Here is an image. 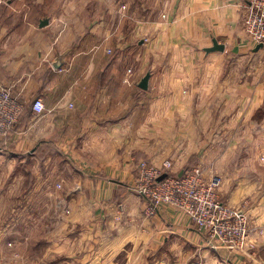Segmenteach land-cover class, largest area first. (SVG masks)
<instances>
[{
  "label": "crops",
  "instance_id": "obj_1",
  "mask_svg": "<svg viewBox=\"0 0 264 264\" xmlns=\"http://www.w3.org/2000/svg\"><path fill=\"white\" fill-rule=\"evenodd\" d=\"M115 1L91 7L78 0L0 1V88L23 105L14 127L0 136V154L19 165L39 154L45 163L63 158L61 200L80 207L65 218L71 229H60L59 253L80 254L85 244L96 253L116 251L139 228L147 236L144 202L130 191L135 163L169 159L175 174L200 165L218 178L222 200L241 207L256 227L242 251L206 246L205 252L232 264H260L264 42L255 50L245 31L246 0ZM213 39L222 51L206 50ZM146 72L142 90L137 83ZM36 98L45 107L41 114L32 111ZM26 172L28 206L17 211L18 220L26 213L30 219L34 203L35 178ZM158 213L153 231L182 238L188 249L205 243L182 212L163 206Z\"/></svg>",
  "mask_w": 264,
  "mask_h": 264
},
{
  "label": "rangeland",
  "instance_id": "obj_2",
  "mask_svg": "<svg viewBox=\"0 0 264 264\" xmlns=\"http://www.w3.org/2000/svg\"><path fill=\"white\" fill-rule=\"evenodd\" d=\"M78 1H82L90 7L96 6L98 3L102 5L112 4V0ZM123 2V0L115 1L116 4ZM152 2L154 3V0ZM124 7L122 5V8ZM12 158L10 155L3 156L0 154V264H79L81 262L79 258H83L84 264H232L213 250L205 252L206 243L200 239L196 240L194 245L188 249V245L184 243L182 238L176 240L172 239L168 232L158 233L159 229H156V232L153 231L152 223L153 220L158 219L159 213L146 215L144 203L140 221L143 224L147 222V236H143L146 228H139L142 237L136 236L139 231L136 235H134L135 232L130 233L128 242L118 245L116 251H99L96 253L91 249L89 250L88 244H85V250L80 254L71 251L59 253L55 246L60 243V229H66V227L71 229L69 225L63 226L66 223V217L70 216L71 209L80 207V205H70V203L61 200V194L64 193V188L60 183L61 169L64 167V163L61 162L63 158L59 155H52L51 159L45 163V157L39 154L34 163L22 165H19V162L12 164L10 162ZM9 165L11 167H8ZM195 166L182 169L177 174ZM29 168L30 171L32 170V177L35 178V185L32 188L34 200L31 201L34 203L29 205L30 219L26 213L23 220H18V214L21 213L17 211L28 206L27 201H23V197H27L26 185L32 179L29 178L28 180L26 171ZM137 173L135 170L130 186V191L136 196L139 195L134 188V183L138 178ZM19 174L23 176L22 181L16 180V176ZM118 206L119 204L113 206L112 210L115 213L116 209L119 210ZM247 222L250 240V234L255 232L256 227L252 223L249 225L248 219ZM140 225L139 223L138 227ZM108 232L115 234V229L109 228ZM15 233L17 234L15 235ZM260 239L262 238L259 237L258 240L262 241ZM172 241L174 245H179L178 252H175V248L171 246ZM199 247L201 248L198 250ZM222 248L225 249L226 247L222 246ZM243 249H228L227 251L235 253V251H242ZM224 255L226 256L227 253ZM228 259L234 261L231 255Z\"/></svg>",
  "mask_w": 264,
  "mask_h": 264
},
{
  "label": "built area",
  "instance_id": "obj_3",
  "mask_svg": "<svg viewBox=\"0 0 264 264\" xmlns=\"http://www.w3.org/2000/svg\"><path fill=\"white\" fill-rule=\"evenodd\" d=\"M246 2L245 31L250 41L257 45L264 42V0ZM22 109L23 105L12 96L10 89L1 87L0 136L14 127ZM32 111L36 114L45 111L41 98L34 99ZM135 170L138 178L134 188L144 202L146 215H154L161 207L168 206L185 215L203 235L207 247L241 250L246 246L249 228L245 212L241 207L231 206L222 200L218 178L205 174L201 166L175 174L169 159L159 165L140 159Z\"/></svg>",
  "mask_w": 264,
  "mask_h": 264
},
{
  "label": "water",
  "instance_id": "obj_4",
  "mask_svg": "<svg viewBox=\"0 0 264 264\" xmlns=\"http://www.w3.org/2000/svg\"><path fill=\"white\" fill-rule=\"evenodd\" d=\"M45 24H47V20L46 19L40 21V26H43ZM262 44L263 43H258L256 45V47H255V50H257L260 47H262ZM223 49H224V45L218 43L216 39H213L212 40V46L209 47V48H207L206 50L207 51H222ZM62 58H63V55H60V56H58L56 58V60L52 64L54 68H58L60 66V64L62 62ZM149 76H150V73L149 72H146L145 75L143 77H141V79L137 83V87H139L142 90H146L147 87H148ZM163 176L164 175H162L160 178H162Z\"/></svg>",
  "mask_w": 264,
  "mask_h": 264
}]
</instances>
